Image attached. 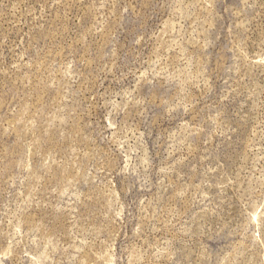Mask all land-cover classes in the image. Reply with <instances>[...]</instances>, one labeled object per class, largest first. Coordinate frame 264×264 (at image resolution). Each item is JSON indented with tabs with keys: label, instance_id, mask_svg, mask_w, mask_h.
I'll use <instances>...</instances> for the list:
<instances>
[{
	"label": "rangeland",
	"instance_id": "1",
	"mask_svg": "<svg viewBox=\"0 0 264 264\" xmlns=\"http://www.w3.org/2000/svg\"><path fill=\"white\" fill-rule=\"evenodd\" d=\"M0 264H264V0H0Z\"/></svg>",
	"mask_w": 264,
	"mask_h": 264
}]
</instances>
